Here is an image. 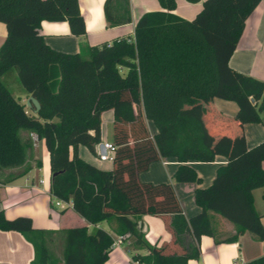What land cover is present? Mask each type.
<instances>
[{
  "label": "trees",
  "instance_id": "16d2710c",
  "mask_svg": "<svg viewBox=\"0 0 264 264\" xmlns=\"http://www.w3.org/2000/svg\"><path fill=\"white\" fill-rule=\"evenodd\" d=\"M163 9L144 12L134 35L111 42L83 43L69 52L52 47L41 31L42 21L68 20L71 32H87L79 0H0V21L7 35L0 46V172L7 180L31 169L36 138L44 139L50 153L51 194L73 201L89 222L116 221V233L132 236V258L146 264H187L201 257L203 234L216 241L235 240L246 230L264 239L262 214L256 209L253 190L264 186V140L237 150L235 135L211 133L209 125L223 120L206 103L214 95L233 96L235 85L257 111L264 109V80L236 70L228 58L237 46L251 15L261 0H203L192 19L174 9L177 0H159ZM198 1V0H190ZM111 25L132 20L130 0H105ZM16 67L25 89L36 96V112L16 98L2 75ZM112 109V167L104 168L83 158L79 145L96 151L102 141L103 112ZM158 131L152 134L147 119ZM218 152L231 155L217 170L212 184L196 189L202 209L187 216L172 182L140 179V172L163 156L182 163L175 176L198 181L186 161L212 160ZM37 164H42L37 160ZM143 213L167 218L170 241L151 243L139 226ZM216 214L235 224L236 233L216 237ZM0 229L21 231L33 243L29 264H57L50 244L54 230L37 227L30 215L8 217L0 209ZM66 264H107L115 236L97 225L62 229ZM238 264H264V254Z\"/></svg>",
  "mask_w": 264,
  "mask_h": 264
},
{
  "label": "crops",
  "instance_id": "0c3cea01",
  "mask_svg": "<svg viewBox=\"0 0 264 264\" xmlns=\"http://www.w3.org/2000/svg\"><path fill=\"white\" fill-rule=\"evenodd\" d=\"M104 3L105 0H79L80 10L87 24V32L81 35L71 32L68 20H43L41 31L44 33L46 41L56 49L69 52L80 50L83 43L111 42L118 36L134 35L135 24L144 12L163 9L159 0H130L132 20L124 24L111 25L105 16ZM202 3L203 0H177L174 11L185 19H192L201 9ZM6 35V23L0 21V46ZM228 65L264 80V0L257 4L248 17L238 44L229 55ZM5 84L7 85V83ZM7 87L9 88L8 85ZM234 90L233 96L217 94L207 99L206 103L212 105L223 118L220 122L208 125L211 133L215 136L218 134L234 136L236 128L240 127L243 130V136L239 139L232 137V141L237 150H243L264 140V109L257 111L256 100L250 102L238 86L235 85ZM11 92L16 97L12 90ZM19 94L22 96L19 100L25 104V101L32 95L23 84L19 88ZM102 116V141L96 145V151L93 152L86 145L80 144L79 153L97 166L110 168L112 161L101 160L99 151L101 150L100 143L113 142V132L112 135H105L104 130L106 122L110 124L114 121L113 110H105ZM147 124L152 134L158 131L153 119L148 118ZM85 149H89L93 153V159L85 157ZM38 159L42 162L40 166L37 164ZM230 159L231 155L218 152L212 160L194 158L187 160L186 162L192 165L199 175L198 181H180L176 178L175 173L182 161L173 155L163 156L161 159L153 161L147 169L140 172L139 176L145 181L172 182L184 212L189 217L202 209V205L196 200V189L212 184L218 168L227 164ZM30 164L29 171L10 180H7L9 170L0 172V209H4L8 217L30 215L35 226L54 230V240L50 247L59 259L57 264H66L63 261V228L87 225L89 231H92L99 225L114 236L117 235L114 219H104L98 224H94L75 210L72 199H62L60 204L56 203L50 190L52 176L50 153L43 138L36 139ZM262 166L264 167V159ZM253 193L256 209L262 214L264 225V186L255 188ZM214 223L217 227L216 237L219 239L223 240L236 233L235 224L220 214L215 215ZM139 226L153 244L160 245L170 241L172 237L166 217L143 213L139 218ZM132 239V236H128L120 245L112 246L107 264H133L134 253L149 251L146 248H134ZM262 254H264V239L257 238L248 230L239 233L238 237L232 241H216L215 236L203 234L201 257L190 259L187 264H238L257 258ZM34 256L35 247L24 233L14 229H0V264H29Z\"/></svg>",
  "mask_w": 264,
  "mask_h": 264
},
{
  "label": "rangeland",
  "instance_id": "374dc122",
  "mask_svg": "<svg viewBox=\"0 0 264 264\" xmlns=\"http://www.w3.org/2000/svg\"><path fill=\"white\" fill-rule=\"evenodd\" d=\"M2 79L4 80L5 83H7V85L9 86V88L16 94V97L18 99H21L22 96H20L19 94V88L20 86H22V83L20 81L19 75H18V71L16 67L11 68L9 71H7L4 76L2 77ZM26 102V101H25ZM27 104V102H26ZM27 107L31 108L30 106L27 105ZM104 130H105V135H112L113 132V123L107 124V122L105 123L104 126ZM85 157L89 158V159H93L94 155L93 153H91L89 151V149H85L84 152ZM57 198H55L56 200Z\"/></svg>",
  "mask_w": 264,
  "mask_h": 264
},
{
  "label": "built area",
  "instance_id": "2783aa9c",
  "mask_svg": "<svg viewBox=\"0 0 264 264\" xmlns=\"http://www.w3.org/2000/svg\"><path fill=\"white\" fill-rule=\"evenodd\" d=\"M132 38L133 37L128 36V39L129 40H131ZM34 137H35V139H37L36 136H34ZM103 143H104L105 150L104 151H102V150L99 151V157H100V159L101 160H110V161H113L114 155H115V151H116V145L112 141H106V142H103ZM62 201H63L62 199H59V198L56 199V203L57 204H60ZM127 238H128V234H126V233L117 234L115 236V239H114V242H113L112 246H118V245H120ZM132 261H133V264H146V262L140 261V260L133 259Z\"/></svg>",
  "mask_w": 264,
  "mask_h": 264
},
{
  "label": "water",
  "instance_id": "95a60500",
  "mask_svg": "<svg viewBox=\"0 0 264 264\" xmlns=\"http://www.w3.org/2000/svg\"><path fill=\"white\" fill-rule=\"evenodd\" d=\"M251 100L252 101H255V98L254 97H251ZM27 105L28 106H30V107H34V110L37 112L39 109H40V107H41V103H40V101H39V99L36 97V96H34V95H31V96H29V98L27 99ZM100 149L102 150V151H104L105 150V148H104V143L102 142V143H100Z\"/></svg>",
  "mask_w": 264,
  "mask_h": 264
}]
</instances>
